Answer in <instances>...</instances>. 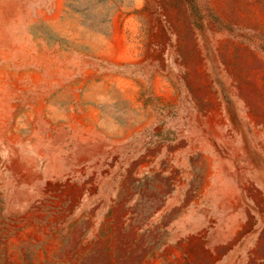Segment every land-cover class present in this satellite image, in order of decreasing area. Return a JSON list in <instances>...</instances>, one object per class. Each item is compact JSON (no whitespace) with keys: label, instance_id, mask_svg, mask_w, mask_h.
I'll return each instance as SVG.
<instances>
[{"label":"rangeland","instance_id":"rangeland-1","mask_svg":"<svg viewBox=\"0 0 264 264\" xmlns=\"http://www.w3.org/2000/svg\"><path fill=\"white\" fill-rule=\"evenodd\" d=\"M0 264H264V0H0Z\"/></svg>","mask_w":264,"mask_h":264}]
</instances>
